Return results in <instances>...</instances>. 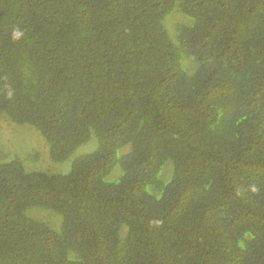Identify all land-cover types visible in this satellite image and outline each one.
I'll return each instance as SVG.
<instances>
[{
    "label": "trees",
    "instance_id": "obj_1",
    "mask_svg": "<svg viewBox=\"0 0 264 264\" xmlns=\"http://www.w3.org/2000/svg\"><path fill=\"white\" fill-rule=\"evenodd\" d=\"M0 118L96 138L0 160V264H264V0H0Z\"/></svg>",
    "mask_w": 264,
    "mask_h": 264
},
{
    "label": "rangeland",
    "instance_id": "obj_2",
    "mask_svg": "<svg viewBox=\"0 0 264 264\" xmlns=\"http://www.w3.org/2000/svg\"><path fill=\"white\" fill-rule=\"evenodd\" d=\"M172 13L167 19V25L171 31L173 30V23L177 20V16L179 15L178 13ZM95 146L96 138L94 133H92L90 139L78 146L67 160L53 161L48 154L46 143L34 127L26 123L15 124L7 118H0V160L14 157L18 158L28 170L41 169L46 171L65 172L69 168L75 155L87 152ZM124 147H128V145ZM166 164L171 165V162L167 161ZM112 174L114 176L120 175V168L118 165L114 167L107 178H111ZM163 177L165 178L166 175L164 174ZM29 211L33 217L47 222L52 227H60L61 216L54 210L45 207L31 206L27 209V213L31 215Z\"/></svg>",
    "mask_w": 264,
    "mask_h": 264
}]
</instances>
